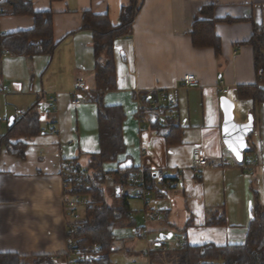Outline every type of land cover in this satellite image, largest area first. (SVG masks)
Here are the masks:
<instances>
[{
    "label": "crops",
    "instance_id": "obj_1",
    "mask_svg": "<svg viewBox=\"0 0 264 264\" xmlns=\"http://www.w3.org/2000/svg\"><path fill=\"white\" fill-rule=\"evenodd\" d=\"M30 1L35 12L52 13L56 48L52 56L33 57L3 56L0 49V89H6L0 94V119H7L0 122L5 125L1 136L10 117L16 120L36 104L42 117V132L27 140L23 160L4 148L0 151V254L46 255L55 264H71L63 164L77 160L87 168L99 152L98 108L87 99L97 92L93 35L81 29L82 18L90 12L107 16L111 26H119L131 0ZM134 1L137 10L129 32L113 42L116 88L103 93L101 99L104 106L119 107L124 115L125 151L116 162L103 164L105 190L113 189L115 175L124 168L134 173H166L176 186L153 188L147 205L138 200L144 218L152 211L148 207L153 199L171 196L175 203L182 199L183 211L176 218L173 208L158 209L156 219L144 223L145 228L155 223L168 232L174 229L182 235L183 244L191 247L243 244L253 208L259 205L264 210V103L239 92L242 88L264 91L251 43L256 29H264V0ZM208 14L214 20L210 43L197 45L193 25L209 19ZM33 24L31 16H3L0 33L30 30ZM185 75L196 76L199 86L183 87ZM78 79L83 80L85 90L77 94L78 104L72 106ZM221 82L229 90L226 96L220 93ZM161 92L176 100L174 108H165L166 116L171 112L170 119L178 127L168 143L166 132L152 128L140 113L142 97ZM221 97L234 104L237 123L246 122L248 115L253 117L249 150L243 158L259 165L249 171L238 167L223 144ZM196 150L215 163L223 156L232 166L205 169L195 177L191 156ZM131 190V196L138 191ZM221 218L224 224H210ZM164 241L159 236L154 249L143 255L142 264H177L179 249L171 240L174 246L169 250ZM151 252L154 257L150 258Z\"/></svg>",
    "mask_w": 264,
    "mask_h": 264
},
{
    "label": "trees",
    "instance_id": "obj_2",
    "mask_svg": "<svg viewBox=\"0 0 264 264\" xmlns=\"http://www.w3.org/2000/svg\"><path fill=\"white\" fill-rule=\"evenodd\" d=\"M62 1V0H51ZM136 3L124 8L119 26L113 27L107 16H95L85 12L82 18L83 30L93 35V49L95 56V85L96 93L87 99L98 108L99 152L89 160L87 170L91 175L83 177L82 167L77 160L64 163L62 173L70 176L64 187V197H84L86 204L79 220L73 222V227L67 229L68 255H89L77 264H112L110 256L115 249L114 230L122 226H131V215L128 199L124 189L134 173L132 168L121 169L114 183L110 195L119 202L116 207H109L106 202L107 191L105 185L107 177L103 173V164L116 162L120 154L125 151L122 139V121L124 115L119 107H106L102 103L103 93L116 88L115 65L111 55L115 38L126 35L136 14ZM3 16H31L34 20L30 30L13 33H0V49L12 56L33 57L38 55L52 56L56 44L52 36V13L35 12L30 0H0V17ZM207 20L197 21L193 25L192 38L197 45L210 43V32L214 20L208 14ZM208 42V43H207ZM255 47V65L264 80V29L257 28L251 42ZM241 94H248L256 102L264 103V91L260 89H239ZM141 99V115L146 116L152 128L164 131L167 143L178 128L173 120H168L165 126L155 121L156 114L149 106V97ZM163 113V110L158 109ZM41 114L38 104L33 106L21 117L17 118L5 135L0 137V151L6 152L18 159L25 158L28 142L42 132ZM146 182L151 189L153 178L147 172ZM132 198V196H131ZM81 214V215H80ZM213 225L224 224L221 218ZM154 253L151 252L150 258ZM177 264H264V210L256 205L252 210L245 242L240 245L215 246L205 244L191 247L184 245L175 253ZM0 264H55L50 256L38 255L23 257L14 253L0 254Z\"/></svg>",
    "mask_w": 264,
    "mask_h": 264
},
{
    "label": "built area",
    "instance_id": "obj_3",
    "mask_svg": "<svg viewBox=\"0 0 264 264\" xmlns=\"http://www.w3.org/2000/svg\"><path fill=\"white\" fill-rule=\"evenodd\" d=\"M8 55L7 52H3V56ZM182 86L188 89H194L197 88L199 86L198 84V80L196 78V76L194 75H185L182 78ZM221 88H220V93L223 96H226L229 92L228 89H225L224 86L222 85L223 83L221 82ZM85 90L84 87V83L82 79H78L75 83H74V96L73 99L71 101V105H77L78 104V100L76 98L77 94L83 92ZM6 92V89L1 88L0 89V94L4 95ZM149 106L153 109L156 110L157 114H156V118L155 121H157L160 125H165L166 124V120L169 118H172V113L168 111V114L166 116L165 114V108L167 109H172L176 106V100L174 98H172L171 96L167 95L165 92H161L159 94H157L156 96H152L149 97ZM142 108L140 107V110ZM158 109L163 110V113L158 112ZM17 115V114H16ZM168 117V118H167ZM3 122H7V119H0ZM191 161H192V173L195 177H199L202 173L203 170L205 169H214L216 167L223 166H232L231 162L229 160H227L225 157H221L220 162L219 163H215L212 161H208L202 154L201 150H196L195 152H193L192 156H191ZM239 168L249 171L250 168L259 165L258 162L254 161L251 158H243L242 162L238 164ZM64 166V164H63ZM64 168V167H63ZM82 173H83V177L84 178H88L91 173L90 171L87 170V168H83L82 169ZM150 175L153 178V186L155 189H165V188H169L171 186H176V183L173 182L167 175L166 173H158V172H153L150 173ZM62 177H63V186L66 187V182L65 179L68 180L70 179V176H66L62 173ZM129 185L132 188L137 189L138 191L135 192L132 195V199L133 200H142L144 202V204H148V196L150 194V191L152 190L150 188V186H148L147 182H146V175L144 172H136L133 173V175L131 176L130 180H129ZM86 198L84 197H68L65 198L63 200V204L66 210V218L68 219V223H67V229L68 228H72L73 227V222L79 220V214L77 212L78 207H84L86 204ZM156 212L155 211H150L149 213H147V215L144 218V223H147L150 220H154L156 219ZM147 233L145 228H136L134 230V235L136 236H145ZM172 242L174 243L175 247L178 249H181L184 244H183V240L182 237L178 238V237H174L171 239ZM164 249H166L164 247ZM72 263L71 264H77L79 261L83 260L85 257L88 256V258H91V256L89 255H72ZM146 256V254H145ZM52 261H54L55 259L51 258Z\"/></svg>",
    "mask_w": 264,
    "mask_h": 264
},
{
    "label": "rangeland",
    "instance_id": "obj_4",
    "mask_svg": "<svg viewBox=\"0 0 264 264\" xmlns=\"http://www.w3.org/2000/svg\"><path fill=\"white\" fill-rule=\"evenodd\" d=\"M2 116H0L1 118ZM5 130V125L2 123L0 126V137ZM132 189V188H131ZM129 187H126L124 189L125 193L129 195L128 203L130 206V209L132 211L131 215V226H122L118 227L114 230V235L116 238L115 241V249H117L116 252H114L110 256V261L112 264H142L145 261V258L143 255L146 253L148 254L150 250L154 249V242L158 240L160 235H167L171 234V238L167 241H164V246H166L169 250L173 248V244L171 243V239L174 237L180 238L182 235L175 231L174 229L168 230L166 227H159L155 223H150V225H144V212L142 209V202L133 200L131 198V190ZM107 190V188H106ZM113 189L109 187L108 194L106 196V202L109 207H116L118 206L119 202L117 200L115 201L113 198H111L110 194H112ZM184 206L183 200L175 201L170 196V198H159L157 200L153 199L149 203L148 210L155 211L157 213L158 209H168L173 208V213L175 214V217L178 218L179 215L182 213V208ZM83 207H78L77 212L82 213ZM139 211V212H138ZM81 215V214H80ZM145 228L147 231L146 237L141 236H130L134 233V230L136 228ZM163 229V230H162ZM165 233H161L160 231ZM134 235V234H133ZM132 238V239H131ZM148 243V244H147ZM150 243V245H149ZM127 251H131L132 254H127ZM174 253V251H171V253ZM174 256V254H173ZM172 261L174 259L172 258ZM171 264V263H170Z\"/></svg>",
    "mask_w": 264,
    "mask_h": 264
},
{
    "label": "water",
    "instance_id": "obj_5",
    "mask_svg": "<svg viewBox=\"0 0 264 264\" xmlns=\"http://www.w3.org/2000/svg\"><path fill=\"white\" fill-rule=\"evenodd\" d=\"M220 109L223 114L221 126L223 144L233 158L241 163L244 153L249 150L247 138L253 132V117L248 115L246 122L237 123L233 114L234 104L226 97L220 98ZM14 122L15 118L10 117L8 127H11ZM170 237L171 234L160 235L162 240H168Z\"/></svg>",
    "mask_w": 264,
    "mask_h": 264
}]
</instances>
